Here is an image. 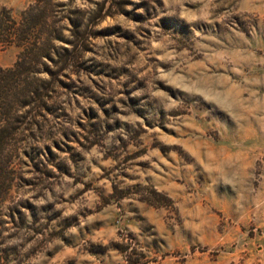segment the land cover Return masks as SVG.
<instances>
[{"label":"rangeland","instance_id":"obj_1","mask_svg":"<svg viewBox=\"0 0 264 264\" xmlns=\"http://www.w3.org/2000/svg\"><path fill=\"white\" fill-rule=\"evenodd\" d=\"M31 8L0 264H264V0H0Z\"/></svg>","mask_w":264,"mask_h":264},{"label":"trees","instance_id":"obj_2","mask_svg":"<svg viewBox=\"0 0 264 264\" xmlns=\"http://www.w3.org/2000/svg\"><path fill=\"white\" fill-rule=\"evenodd\" d=\"M40 9V8H38ZM34 8L24 13L20 23L12 19L6 12L0 14V42L4 45L16 44L23 48V54L13 68L0 67V205L6 201V196L12 188L14 179L13 157L20 146L26 143L29 130L33 127L32 114L37 109H44L43 87L45 83L35 87L29 80L17 77V72L24 74L25 67L29 65L34 49L40 42L34 39L33 33H37L38 24L35 21ZM40 10L38 11V13ZM52 34V33H51ZM59 40V36H56ZM66 54L68 48H62ZM51 59V58H50ZM32 85V86H31ZM39 101L40 105H36ZM35 105V106H34ZM36 107L31 112L26 108ZM35 117V116H34ZM31 119V120H29ZM31 121V122H30ZM30 123V125H29ZM35 122L34 125H37Z\"/></svg>","mask_w":264,"mask_h":264}]
</instances>
